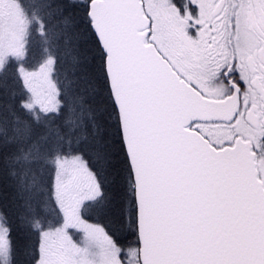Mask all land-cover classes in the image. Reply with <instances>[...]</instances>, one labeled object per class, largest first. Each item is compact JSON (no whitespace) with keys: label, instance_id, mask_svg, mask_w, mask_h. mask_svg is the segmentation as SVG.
Returning a JSON list of instances; mask_svg holds the SVG:
<instances>
[{"label":"snow or ice","instance_id":"6c2138e0","mask_svg":"<svg viewBox=\"0 0 264 264\" xmlns=\"http://www.w3.org/2000/svg\"><path fill=\"white\" fill-rule=\"evenodd\" d=\"M0 188V264H264V0H0Z\"/></svg>","mask_w":264,"mask_h":264},{"label":"rangeland","instance_id":"374dc122","mask_svg":"<svg viewBox=\"0 0 264 264\" xmlns=\"http://www.w3.org/2000/svg\"><path fill=\"white\" fill-rule=\"evenodd\" d=\"M39 58V46L38 44L34 45L33 53L29 57L30 63H35V61ZM93 219H89L87 223H96L97 220L95 219V214H92ZM72 234L75 240L82 241L83 240V232L81 229H73Z\"/></svg>","mask_w":264,"mask_h":264},{"label":"trees","instance_id":"16d2710c","mask_svg":"<svg viewBox=\"0 0 264 264\" xmlns=\"http://www.w3.org/2000/svg\"><path fill=\"white\" fill-rule=\"evenodd\" d=\"M6 193H4L3 189L0 188V198H2Z\"/></svg>","mask_w":264,"mask_h":264}]
</instances>
